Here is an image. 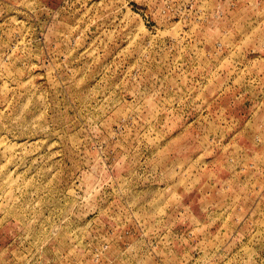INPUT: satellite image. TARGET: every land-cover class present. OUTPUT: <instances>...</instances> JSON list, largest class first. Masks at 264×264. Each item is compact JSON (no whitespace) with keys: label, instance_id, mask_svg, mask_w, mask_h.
Returning <instances> with one entry per match:
<instances>
[{"label":"rangeland","instance_id":"rangeland-1","mask_svg":"<svg viewBox=\"0 0 264 264\" xmlns=\"http://www.w3.org/2000/svg\"><path fill=\"white\" fill-rule=\"evenodd\" d=\"M0 264H264V0H0Z\"/></svg>","mask_w":264,"mask_h":264},{"label":"bare ground","instance_id":"bare-ground-1","mask_svg":"<svg viewBox=\"0 0 264 264\" xmlns=\"http://www.w3.org/2000/svg\"><path fill=\"white\" fill-rule=\"evenodd\" d=\"M11 148V147H10Z\"/></svg>","mask_w":264,"mask_h":264}]
</instances>
